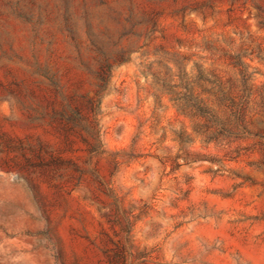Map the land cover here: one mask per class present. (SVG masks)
Returning <instances> with one entry per match:
<instances>
[{"label": "rangeland", "instance_id": "374dc122", "mask_svg": "<svg viewBox=\"0 0 264 264\" xmlns=\"http://www.w3.org/2000/svg\"><path fill=\"white\" fill-rule=\"evenodd\" d=\"M69 1L75 9L87 2L95 34L114 43L113 57L122 60L101 93L106 153L94 162L102 182L134 214L138 254L148 256L147 264H264V175L244 160L228 164L251 175L252 183H242L197 161L199 154L221 157L219 150L185 143L196 121L187 75L194 95L207 97L215 75L232 77L222 54H249L254 82L264 84V0ZM67 6L68 0H0V264H107L101 233L111 231L92 200L104 206L111 200L89 174L71 180L77 177L71 169L57 188L38 181L36 194L18 149L40 143L79 165L87 159L79 136L66 140L52 125L28 122L18 103L24 89L51 99L25 72L33 56L54 61L70 90H96L57 27ZM38 21L43 42L32 30ZM77 30L86 37L79 23ZM82 56L91 57L85 50Z\"/></svg>", "mask_w": 264, "mask_h": 264}, {"label": "trees", "instance_id": "16d2710c", "mask_svg": "<svg viewBox=\"0 0 264 264\" xmlns=\"http://www.w3.org/2000/svg\"><path fill=\"white\" fill-rule=\"evenodd\" d=\"M254 1V0H252ZM259 9V8H258ZM264 14V8L260 10ZM130 12L125 22H130ZM94 16L86 1L79 9L68 0V6L59 30L67 36L76 52L80 66L91 74L97 82L93 95L78 94L70 90L64 75L55 62L39 56L32 57V63L26 64L25 72L31 78V85L38 90L45 88L50 93V100H39L32 89H24L18 103L28 122L47 123L64 138L77 135L86 147L87 159L79 165L70 159L49 150L37 143L35 146L19 143L18 149L26 162V170L32 183L31 190L40 195L38 181L56 187V182L63 179V171L71 169L77 174L71 180H81L89 174L99 189L111 200L104 206L97 198L92 201L97 213L108 225L111 234L102 231L100 252L107 264H147L148 256L138 254V248L132 241L134 214L126 210L123 200L108 188L101 180L94 160L106 153L102 141L100 105L102 92L110 84L112 68L122 60H115L110 50L115 44L103 41L95 34ZM85 29L86 37L78 34L77 24ZM42 22H33L32 30L40 42ZM41 39V40H40ZM47 46L51 41L46 42ZM82 50L91 55L88 61L82 56ZM249 54L224 53L221 57L228 61L233 70L232 77L223 80L215 75L208 91V96L194 95V80L188 76L185 87L190 92V109L196 120L191 134H186V144L198 143L202 148H213L222 153L221 157L211 158L199 154L197 161H208L216 165L215 172H231L242 183H252L251 175L236 174L227 165L238 160L245 161V167L251 172L264 175V84L254 82L257 70L245 61ZM185 68V65H182ZM49 113V114H48ZM10 146V141H5ZM3 145V144H0ZM241 183V184H242Z\"/></svg>", "mask_w": 264, "mask_h": 264}]
</instances>
